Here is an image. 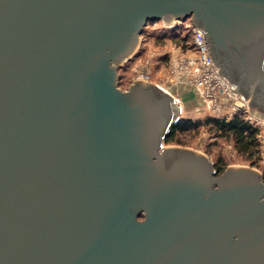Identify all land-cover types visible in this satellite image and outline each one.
Instances as JSON below:
<instances>
[{
    "label": "water",
    "instance_id": "obj_1",
    "mask_svg": "<svg viewBox=\"0 0 264 264\" xmlns=\"http://www.w3.org/2000/svg\"><path fill=\"white\" fill-rule=\"evenodd\" d=\"M157 20L264 115V0H0V264H264V175L166 145L176 98L119 87Z\"/></svg>",
    "mask_w": 264,
    "mask_h": 264
},
{
    "label": "rangeland",
    "instance_id": "obj_2",
    "mask_svg": "<svg viewBox=\"0 0 264 264\" xmlns=\"http://www.w3.org/2000/svg\"><path fill=\"white\" fill-rule=\"evenodd\" d=\"M202 58L190 20L170 26L160 20L151 21L140 35L136 54L119 68V87L127 91L136 81L143 80L162 87L176 98L182 108L179 118L192 121L195 128L180 132L168 146L196 150L224 170L249 167L264 175V124L259 122L264 115L251 109V113L245 109L238 111L239 106L231 98L221 93L222 96H217L218 89L214 87L211 94L202 86L201 80L210 77L203 68ZM236 115L243 116L258 130L259 147L252 158L237 150L233 136L222 137L205 124L209 119L230 120Z\"/></svg>",
    "mask_w": 264,
    "mask_h": 264
},
{
    "label": "trees",
    "instance_id": "obj_3",
    "mask_svg": "<svg viewBox=\"0 0 264 264\" xmlns=\"http://www.w3.org/2000/svg\"><path fill=\"white\" fill-rule=\"evenodd\" d=\"M205 124L206 126H210L211 131L216 132L222 137L226 135L233 136L235 139V146L241 154L246 155L249 158H252L255 155V151L257 147H259L258 130H256L243 116H236L230 120L209 119ZM193 128H195V126L192 121H179L167 136L166 145L175 142L177 135L180 132H185ZM216 169L219 174L226 170L219 166L216 167Z\"/></svg>",
    "mask_w": 264,
    "mask_h": 264
},
{
    "label": "built area",
    "instance_id": "obj_4",
    "mask_svg": "<svg viewBox=\"0 0 264 264\" xmlns=\"http://www.w3.org/2000/svg\"><path fill=\"white\" fill-rule=\"evenodd\" d=\"M194 30H195V33H196L197 46L199 47V49H200V51L202 53V56H203V58H202L203 68L206 69V71L208 70V74L210 76V77L203 78L201 80V82H204L205 84H209V85H207L208 90L211 89V88L213 90V87H214L216 90L219 89L217 91H220L222 94H224V92H222V89H228V92L230 93V96L234 97L233 98V103H236V105L239 106V107H237L238 111L239 110L241 111V110L245 109L249 113H251V111H250L251 108L248 107L249 105H248L247 101L244 99V97L242 95H240L235 90V88L223 76H221V74L219 73L215 63L213 62V60H212V58H211V56L209 54V50H208V47L206 45L205 38H204L205 33L202 32L199 29H196V28H194ZM211 80H213V81L215 80L216 81L214 86L210 85V82H212ZM236 116H238V115H236ZM259 122L264 124L263 121L261 122L259 120Z\"/></svg>",
    "mask_w": 264,
    "mask_h": 264
},
{
    "label": "bare ground",
    "instance_id": "obj_5",
    "mask_svg": "<svg viewBox=\"0 0 264 264\" xmlns=\"http://www.w3.org/2000/svg\"><path fill=\"white\" fill-rule=\"evenodd\" d=\"M173 24V23H172ZM212 82H210V85H213L214 86V84L216 83V81L214 80H211ZM202 83V86H205V87H207V85H209V84H205L204 82H201ZM210 90V92H211V90H212V88L211 89H209ZM219 90V89H218ZM222 92H224V94H223V96H226V97H228V98H231L232 100H233V98L234 97H231L230 96V93L228 92V89H222ZM212 93V92H211ZM220 91H218V94H216L217 96H220ZM222 94V93H221ZM216 96V97H217ZM233 103V102H232ZM261 120L263 121V123H264V119L263 118H261Z\"/></svg>",
    "mask_w": 264,
    "mask_h": 264
},
{
    "label": "crops",
    "instance_id": "obj_6",
    "mask_svg": "<svg viewBox=\"0 0 264 264\" xmlns=\"http://www.w3.org/2000/svg\"><path fill=\"white\" fill-rule=\"evenodd\" d=\"M220 96H222V95H220Z\"/></svg>",
    "mask_w": 264,
    "mask_h": 264
}]
</instances>
